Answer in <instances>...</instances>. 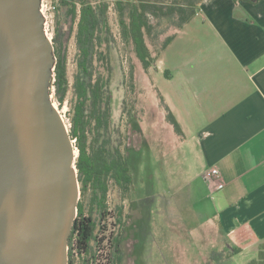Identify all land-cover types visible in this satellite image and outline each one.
Returning a JSON list of instances; mask_svg holds the SVG:
<instances>
[{"label":"crops","instance_id":"obj_1","mask_svg":"<svg viewBox=\"0 0 264 264\" xmlns=\"http://www.w3.org/2000/svg\"><path fill=\"white\" fill-rule=\"evenodd\" d=\"M152 69L185 134L162 157L175 209L247 264L264 251V0H203Z\"/></svg>","mask_w":264,"mask_h":264},{"label":"water","instance_id":"obj_2","mask_svg":"<svg viewBox=\"0 0 264 264\" xmlns=\"http://www.w3.org/2000/svg\"><path fill=\"white\" fill-rule=\"evenodd\" d=\"M42 0H0V264H69L81 196Z\"/></svg>","mask_w":264,"mask_h":264},{"label":"trees","instance_id":"obj_3","mask_svg":"<svg viewBox=\"0 0 264 264\" xmlns=\"http://www.w3.org/2000/svg\"><path fill=\"white\" fill-rule=\"evenodd\" d=\"M70 20L68 32L56 28L52 39L56 64L51 92L62 105L69 88L67 77V36L76 25L77 72L74 77L75 104L72 108L69 132L77 150L76 168L80 183L81 199L89 198L88 214L84 200L78 202L77 217L68 240L69 264H100L98 252L102 244H109L108 264H120L123 252L121 229L104 234L106 219L112 214L108 196H116L114 205L116 222L124 223V200L134 189V176L126 154L122 151L119 128L112 122L111 74L104 76L96 61H102L99 48L114 42L109 23V11L113 6L119 16L123 39L129 40L144 70L155 65L159 55L175 39L197 14L203 0H58ZM258 1V0H252ZM163 18H170L169 34L157 48L150 49L147 38L158 39ZM67 32V33H66ZM156 43V42H155ZM134 74L131 70V78ZM159 97L166 110V121L171 124L180 140L185 134L175 115ZM121 228V227H120ZM231 254L222 258L214 256L216 263L230 261ZM249 264H264V251Z\"/></svg>","mask_w":264,"mask_h":264},{"label":"rangeland","instance_id":"obj_4","mask_svg":"<svg viewBox=\"0 0 264 264\" xmlns=\"http://www.w3.org/2000/svg\"><path fill=\"white\" fill-rule=\"evenodd\" d=\"M41 10L45 16L47 34L51 39L58 24L63 32H68L70 20L58 0H42ZM170 21V18L162 19L158 27V39L152 41L147 38L154 54L162 41L174 32ZM109 23L115 41L109 46L104 43L99 48L103 58L102 61L97 60L96 64L104 76L111 74L112 122L120 129L122 151L126 154L134 176V189L124 200L122 225L115 218L116 196L113 192L108 196V206L112 214L104 222L107 225L104 234L109 235L112 231L121 229L123 256L120 264H217L214 256L226 258L229 254L230 261L223 264H244V258L237 256L235 249L216 251L217 246L214 247L212 243H215L217 231L208 232L205 228L194 230L178 215L173 202V188L165 178L168 161L162 159L178 138L171 124L166 121V110L158 95L160 90L163 94L168 92L167 78L155 69L151 70V76L144 70L131 42L123 39L121 35L119 16L113 6L109 11ZM75 32L76 25L71 36L65 35L68 38L69 88L64 103L60 105L52 93V99L68 128L76 100L73 88L77 72ZM158 113L164 114V121ZM80 200H84L88 214L89 198L81 199L80 196ZM213 249L215 252L211 253ZM108 252L109 244L105 242L98 252L100 264H108ZM79 262L77 256L76 263Z\"/></svg>","mask_w":264,"mask_h":264},{"label":"built area","instance_id":"obj_5","mask_svg":"<svg viewBox=\"0 0 264 264\" xmlns=\"http://www.w3.org/2000/svg\"><path fill=\"white\" fill-rule=\"evenodd\" d=\"M219 176H220V172L218 168H211L210 170H207L205 172V177H207L208 179L219 178ZM223 187H224V183L221 180L217 181L216 189L219 190Z\"/></svg>","mask_w":264,"mask_h":264}]
</instances>
